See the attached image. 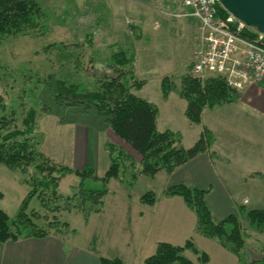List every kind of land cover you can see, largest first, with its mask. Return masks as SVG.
Segmentation results:
<instances>
[{"label": "rangeland", "instance_id": "obj_1", "mask_svg": "<svg viewBox=\"0 0 264 264\" xmlns=\"http://www.w3.org/2000/svg\"><path fill=\"white\" fill-rule=\"evenodd\" d=\"M37 1L44 13V23L28 34L7 35L0 39V93L8 106L19 112L17 125L22 128V114L34 106L38 111L34 141L38 150L53 162L81 169L84 163L78 143L82 146L87 143L85 161L92 164L99 176L103 175L111 157L116 154L123 161L120 163L123 176L131 174L134 169L139 172L140 155L117 137L107 122L100 119L79 121V114L86 119V111L66 103L57 107L59 113H56L54 106L50 107L44 102L51 96L47 86L52 80L59 79L81 83L89 90L94 89L97 80L113 73L108 62L111 53L119 47L128 48L134 52L136 77L145 81L137 95L156 99L155 103L162 106L157 95V83L162 80L161 76L166 74L163 77H168L174 85L173 89H178L182 77L191 73L194 28L191 23L184 26V17L172 15L184 7L183 0H141L144 5L135 4L132 0ZM132 11L142 19V24L137 27V15L134 21L129 15H124ZM196 36L197 33L195 41ZM168 105L171 104H165ZM175 114L170 116L161 112L160 127L163 128L162 123H169L176 118ZM94 142L96 149L91 145ZM128 157H131L132 164ZM30 175H35L33 166L23 173L0 165V209L10 219L17 214L22 199L29 192V186L23 179ZM129 177L124 182L114 178L109 180L103 198L106 208L100 221L97 212L85 218L82 211L74 207L78 200L75 194L78 178L74 174L66 175L58 183L57 193L62 196L60 199L53 198L49 190L47 193L39 190L42 199L34 195L27 212H38L37 218L33 217L38 226L48 221H66L68 225L64 228H72L71 233L78 234L77 240L88 236L92 238L91 230L95 234L97 224L105 223L110 218L108 213L121 208V202L127 204L129 201L132 210L140 206L139 196L145 192L155 195L154 206L166 197L164 190L169 182L164 170L153 176L137 173L135 178ZM67 196H70L68 200L65 198ZM240 207L247 210L252 208V203ZM122 212L126 226L124 232L134 231L131 228L133 216ZM237 215L249 234L245 239L246 246L240 264L264 261V243L260 242L262 236L251 228L243 212L238 211ZM119 218L123 219L120 214ZM65 239L71 241L75 237L70 234Z\"/></svg>", "mask_w": 264, "mask_h": 264}, {"label": "trees", "instance_id": "obj_2", "mask_svg": "<svg viewBox=\"0 0 264 264\" xmlns=\"http://www.w3.org/2000/svg\"><path fill=\"white\" fill-rule=\"evenodd\" d=\"M218 7L221 15H227L219 4ZM43 16L37 0H0V39L7 35H24L36 31L44 23ZM108 62L113 70L112 75L97 80L94 89L89 90L81 83L55 79L47 86L51 96L44 102L50 107L54 106L56 113H59L57 107L64 103L86 111V119L81 118L79 114V121L82 122L95 119L107 122L112 132L141 157L139 172H135L137 170L134 169V172L128 174L131 179L135 178L137 173L148 176H153L160 170L171 173L179 165L209 148L213 136L207 128H204L196 142L187 148L181 145L177 132L157 130V106L134 93L144 81L135 75L132 50L119 47L111 53ZM173 88L174 85L168 77H163L161 80L163 96ZM178 93L186 100L184 113L193 123H200L203 108L235 101L239 97V92L228 87L222 79L208 77L201 83L192 73L182 77ZM37 114L36 107L30 106L22 114L20 118L22 128L19 127L17 125L19 112L16 108L8 106L0 93V165L23 173H26L30 166L35 169V175L23 179L29 186V192L22 199L17 214L10 219L0 209V242L25 237H42L49 234L51 229L68 225L66 221L55 220L38 226L33 220V217L37 218L38 212L36 210L30 214L27 212L34 195L42 199V193L49 190L53 198L60 199L62 196L57 193L58 183L67 174H74L78 178L75 192L78 200L74 207L82 211L85 218L90 213L102 209L110 179H118L121 182L128 179V175L123 176V169L120 167L123 161L117 154L111 157L109 167L101 176L90 163H85L81 169H74L53 162L38 150L34 141ZM128 159L132 161L131 157ZM39 190L43 192H38ZM206 193L207 189L185 183L170 185L164 190L166 196H181L185 204L194 211L195 230L198 233L215 239L241 260L245 239L249 234L242 227L237 214L215 219L206 201ZM65 198L68 200L70 196ZM139 199L141 203L150 205L155 203V195L149 191L143 193ZM237 209L245 214L251 228L264 232V208L243 210L239 206ZM186 249L194 253L199 262L208 261V255L200 251L192 239H188L182 245L158 242L154 253L146 257L142 264L175 262L194 264L184 256L183 252ZM254 263L264 264V261ZM100 264L125 263L118 257L110 259L101 257Z\"/></svg>", "mask_w": 264, "mask_h": 264}, {"label": "crops", "instance_id": "obj_3", "mask_svg": "<svg viewBox=\"0 0 264 264\" xmlns=\"http://www.w3.org/2000/svg\"><path fill=\"white\" fill-rule=\"evenodd\" d=\"M132 1L144 5L141 0ZM182 11H186V8L182 7L176 12ZM124 15H129L134 21L137 14L132 11ZM181 17L185 18V22H182L184 26L191 23L194 28L191 62L196 46L195 34L198 23L193 16ZM135 21L136 27L142 24L139 15ZM157 87V95L161 99L157 100L162 106L155 103L156 99L141 96L157 106V130L177 132L180 143L185 148L196 142L204 128L213 136L209 148L179 165L171 173H166L168 186L185 183L207 189L205 198L213 217L217 220L229 214H237V208L244 204L252 203V208H264V84L246 86L239 92V97L235 101L203 108L200 123H193L185 116L187 102L178 93V89H172L163 96L161 79ZM138 90H134V93L137 94ZM161 112L170 116L175 112L176 118L169 123H162L161 128ZM78 144L81 148L82 164H85L87 143L85 146ZM91 145L93 149L96 146L95 142ZM138 200L140 206L132 210L129 201L127 204L121 202L122 209H113L108 213L110 218L106 219L105 223L97 224L95 234L94 230H91L92 238L88 236L77 240L78 234L71 233L72 228L66 230L62 227L51 229L49 234L42 237H25L0 242V264H100L101 257L109 259L118 257L125 264H142L146 257L154 253L158 242L182 245L189 238L200 251L208 255V261L201 263L194 253L188 249L184 250V256L194 264H240L241 261L234 253L215 239L205 237L195 230L196 215L181 196H166L155 206ZM105 208L103 205L96 214L99 221L103 218L101 216L104 215ZM122 210L133 216L131 228H134V231L131 229L129 232L128 224V232H124L125 219ZM119 214L123 219L120 220ZM70 234L75 239L68 241L65 237ZM259 235L262 236L260 242L264 243V232H259Z\"/></svg>", "mask_w": 264, "mask_h": 264}, {"label": "built area", "instance_id": "obj_4", "mask_svg": "<svg viewBox=\"0 0 264 264\" xmlns=\"http://www.w3.org/2000/svg\"><path fill=\"white\" fill-rule=\"evenodd\" d=\"M218 4L217 0H183L186 11L172 13L197 19L192 75L201 83L218 77L237 92L251 84H264V36L229 14L221 15Z\"/></svg>", "mask_w": 264, "mask_h": 264}, {"label": "water", "instance_id": "obj_5", "mask_svg": "<svg viewBox=\"0 0 264 264\" xmlns=\"http://www.w3.org/2000/svg\"><path fill=\"white\" fill-rule=\"evenodd\" d=\"M224 11L264 36V0H217Z\"/></svg>", "mask_w": 264, "mask_h": 264}]
</instances>
